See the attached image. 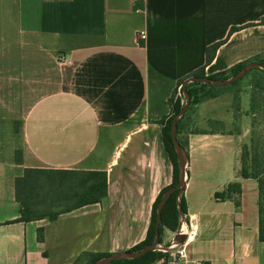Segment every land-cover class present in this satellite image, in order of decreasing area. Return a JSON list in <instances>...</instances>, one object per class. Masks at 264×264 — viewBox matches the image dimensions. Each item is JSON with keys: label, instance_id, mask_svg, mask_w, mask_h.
Listing matches in <instances>:
<instances>
[{"label": "crops", "instance_id": "0c3cea01", "mask_svg": "<svg viewBox=\"0 0 264 264\" xmlns=\"http://www.w3.org/2000/svg\"><path fill=\"white\" fill-rule=\"evenodd\" d=\"M260 56L264 0H0V264H87L142 244L174 182L161 121L179 82L203 67L229 76ZM248 75L180 119L181 199L196 231L186 259L156 264H264L259 184L240 173L253 134ZM26 169L106 172L108 194L18 222ZM236 184L239 194L216 199ZM174 237L165 227L162 244Z\"/></svg>", "mask_w": 264, "mask_h": 264}, {"label": "trees", "instance_id": "16d2710c", "mask_svg": "<svg viewBox=\"0 0 264 264\" xmlns=\"http://www.w3.org/2000/svg\"><path fill=\"white\" fill-rule=\"evenodd\" d=\"M239 28L234 27L230 31V35ZM223 42L216 43L206 50V64L209 65L215 58L216 52ZM264 63V56H260L242 63L232 69L229 76L226 74H219L210 78L228 79L236 75L245 66L251 62ZM260 70V69H256ZM205 67L200 68L190 74L188 77L179 82V86L190 77H205ZM236 82L235 84H237ZM235 84L227 87L215 88L202 83H191L187 86V91L191 97V105L189 110L194 109L199 103L215 98L219 92L228 89ZM172 113L169 117L163 119V136L164 142L168 152L175 165V177L173 184L162 191L153 206L152 223L148 232L147 239L140 245L134 247L129 252H137L145 246L151 244L155 238V226L157 220V209L165 192L171 187L175 186L179 181V166L177 154L174 149V144L171 137L172 122L177 114L183 109L185 101L180 97L173 98L171 101ZM180 128V121L178 124V131ZM179 140V139H178ZM180 142V141H179ZM181 144V142H180ZM182 145V144H181ZM248 146H245L241 154V176L245 179L252 178L258 181L259 184V212H260V240L264 242V218H263V204L262 197L264 195V174L255 166L249 168L245 163V154ZM16 199L20 203L21 217L18 222H31L41 219H56L63 213H68L79 209L81 207L100 203L108 194V176L106 172L100 171H78V170H51V169H26L22 176L18 177L15 182ZM233 193H240L239 185H229L223 193L216 194V199L225 200L232 198ZM178 191L166 202L162 213V224L160 227V243H162V233L164 228H169L177 231L179 228L180 210L177 202ZM181 210L183 214L186 213V202L184 198L180 200ZM239 205V201L236 202ZM62 208L60 211H54L55 208ZM41 237V236H40ZM111 254H98L91 256L93 264L100 259ZM168 254L153 251L138 259H121L113 261L111 264H156L161 259H167ZM205 264H210L209 262Z\"/></svg>", "mask_w": 264, "mask_h": 264}, {"label": "water", "instance_id": "95a60500", "mask_svg": "<svg viewBox=\"0 0 264 264\" xmlns=\"http://www.w3.org/2000/svg\"><path fill=\"white\" fill-rule=\"evenodd\" d=\"M256 69H260L264 71V63L257 62V61L251 62L247 64L245 68L239 71L236 75L228 79H215V78H210V77L205 76V77H190V78H187L183 82L182 88H183V93L185 97V105L183 109L179 112V114L175 116L172 122V126H171V137H172V141L174 144V149L177 154V160H178V166H179V181L175 186L171 187L165 192L162 200L160 201L158 205L154 241L137 252L127 251V252L113 253L107 257L100 259L95 264H111L113 261L121 260V259H129V260L138 259V258L145 256L149 252L157 251L158 247L161 244L160 243V227L162 224L163 209L168 199L176 191H178L177 202H178V208L180 210V220L182 219L183 212L181 210L180 200H181L182 192L189 178L188 158L185 153L184 147L180 144L178 140L177 131H178V124H179L180 119L186 114V112L189 110L190 105H191V97L187 91V86L191 83L198 82V83L206 84L208 86L215 87V88L227 87V86H231L235 84L236 82L241 81L250 72ZM178 231L182 232V228L179 227ZM185 239H186L185 235L176 236V241H178V243L180 244H182Z\"/></svg>", "mask_w": 264, "mask_h": 264}, {"label": "rangeland", "instance_id": "374dc122", "mask_svg": "<svg viewBox=\"0 0 264 264\" xmlns=\"http://www.w3.org/2000/svg\"><path fill=\"white\" fill-rule=\"evenodd\" d=\"M247 78L250 80L253 134L245 154V163L249 168L256 166L264 174V71L253 70ZM262 204L264 218V195ZM60 210H62L60 207L54 209V211ZM87 264H93L91 259Z\"/></svg>", "mask_w": 264, "mask_h": 264}, {"label": "built area", "instance_id": "2783aa9c", "mask_svg": "<svg viewBox=\"0 0 264 264\" xmlns=\"http://www.w3.org/2000/svg\"><path fill=\"white\" fill-rule=\"evenodd\" d=\"M140 39L141 40H145L146 39V35L144 33L140 34ZM177 95L180 98H182L183 101H185V97H184L182 86L178 87ZM179 227L182 228V232H179L178 229H177V231H175V237L171 241V243L169 245H167V246H164L163 244H160V246L158 247L157 251L163 252V253H167L170 256H173V257H175V258H177L179 260H184L188 256L187 246H188L190 240L193 239L196 229L191 223H189V225L187 224V222H186V214H183V217L180 220ZM177 235H185L186 236V239L184 240V242L182 244H180V243H178V241H176V236Z\"/></svg>", "mask_w": 264, "mask_h": 264}]
</instances>
